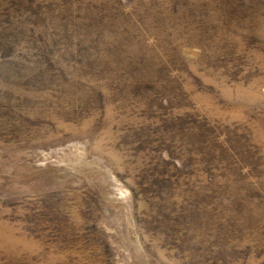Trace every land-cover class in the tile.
<instances>
[{"label": "rangeland", "instance_id": "rangeland-1", "mask_svg": "<svg viewBox=\"0 0 264 264\" xmlns=\"http://www.w3.org/2000/svg\"><path fill=\"white\" fill-rule=\"evenodd\" d=\"M0 264H264V0H0Z\"/></svg>", "mask_w": 264, "mask_h": 264}]
</instances>
